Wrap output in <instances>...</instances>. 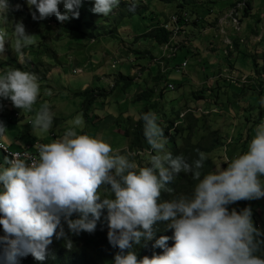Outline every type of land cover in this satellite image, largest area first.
I'll use <instances>...</instances> for the list:
<instances>
[{
    "label": "clouds",
    "instance_id": "obj_1",
    "mask_svg": "<svg viewBox=\"0 0 264 264\" xmlns=\"http://www.w3.org/2000/svg\"><path fill=\"white\" fill-rule=\"evenodd\" d=\"M26 2L35 8L32 19L54 15L58 21L67 20L69 14L77 17L80 4V0ZM119 3L120 0H93L91 11L108 16ZM136 3L129 0V10ZM58 5L65 10L63 13L58 11ZM8 12L7 0H0V25L9 23ZM190 20L189 17V23ZM6 42L9 44L8 33L0 31V60L5 59ZM32 43L33 35L25 32L21 21L11 23L10 47L21 61L23 49ZM39 91L36 73L17 67L0 71V98L10 100L13 107L32 111ZM260 103L264 105V97ZM53 115L48 104L42 103L30 121L32 128L46 133ZM138 118L146 143L154 152L143 166L131 158L136 153H122L101 136L83 131L80 114L59 137L38 143L35 158L18 151L11 152L12 159L3 158L0 264H16L18 257L28 254L43 261L53 236H65V225L70 233H90L102 209L107 239L122 250L114 255L112 264H264V258L254 254L264 241L258 239L260 232L253 227L250 209L227 207L238 200L264 196V119L255 125L243 151L225 157V167L218 165L205 172L203 152L197 150L198 158L189 162L184 155H173L165 149L167 137L157 113L149 110ZM6 134L0 122V140H5ZM179 173L191 175L195 181L191 191L161 199V192H174L170 184ZM156 221H166L172 235H160L154 240L153 246L161 248V254L138 260L133 246L153 237ZM169 239L173 241L171 246L166 243ZM65 246H71L67 238Z\"/></svg>",
    "mask_w": 264,
    "mask_h": 264
},
{
    "label": "rangeland",
    "instance_id": "obj_2",
    "mask_svg": "<svg viewBox=\"0 0 264 264\" xmlns=\"http://www.w3.org/2000/svg\"><path fill=\"white\" fill-rule=\"evenodd\" d=\"M188 1L192 2L194 0ZM179 2L182 1L179 0ZM195 2H197V5L201 4L203 9L210 6L213 12L217 13V19L221 16L222 7L226 8V6L228 7L235 3L237 6L242 5L244 11L246 7L251 5L253 14L245 18L244 22H249L252 28H255V25H257L260 19V15L264 12V0H197ZM215 5H217L216 10L213 9ZM135 6L141 7V9L146 7L147 12L144 15V19L137 16L131 25L129 21L125 22L126 19L122 24L117 26L113 19V17L117 16L121 11L128 12V10H124V8L129 9V0H120L118 6L110 13L111 16L98 14L103 18L97 23L96 29L99 32V37L93 44L83 43V41L68 37L61 38L56 35H53V37H44L42 33L39 34L36 30L25 28L26 33L33 35V43L23 49L24 55L22 61L10 47L11 23H15L16 18L14 16H8L9 23L0 25V31H6L9 38V44L7 42L5 43V51L3 53L5 59L0 60V71L8 67L24 68L32 71L37 74L40 87L32 111H21L19 108L13 107L12 104L8 105L7 103H11L10 100L6 98L1 99L0 115L3 114V108L7 111L11 109V112H9L11 115L9 119L12 121L21 119L24 114L26 115L24 119L18 121L19 123L5 122V124H8V126H11L14 130L13 133L7 130L9 137L15 140L18 134L17 128H19L26 135V139H32L31 141L33 142L40 141L36 142V145L38 143H47L54 139L53 133L61 135L63 131L69 127L70 121L77 114H80L83 118V131L88 132L90 135H99L108 141L113 148L120 150L122 153L127 152L128 139L123 133L124 122L129 116L138 119L139 111L145 104V102L133 101L139 89L133 87V89H129L126 95L123 96L120 86L115 88L107 97L98 99L97 102H95L89 111V117L84 116L83 113L84 98L82 96H76L75 93L87 87L110 90L117 81V77L120 75L136 77L140 88L154 86L156 84L154 82V75L157 70L162 71L163 68L164 72L162 75L166 76L168 82H177V85L175 91L163 90L164 97L161 99L157 98L160 106L163 104L167 105V110H170L171 106H174L176 107V112H183L181 105H185L186 107L187 105L191 106V109L194 107L193 111L196 113L197 117H200L201 120L205 117L207 123L205 129L218 130L225 138L226 143L230 141V143H235L238 133H247L248 135L253 133L255 126L250 122L246 124V118L248 119L256 115L258 119L260 101H257L254 95L250 98L247 97L246 100L251 103L252 108L245 113L242 112L236 123L234 119L229 120V116L234 117L239 109L236 105L237 100L235 95L241 94V90L238 92L236 86L229 85L230 82H227V85H229L227 95H218V91L214 90V98L216 97L214 101H216L217 97H220L217 102H223L227 109L231 108L227 104L228 102L235 105L232 113L224 116V114L220 112L224 108L215 109V107H217L215 105L217 104H209V109L214 110H210L209 112L205 109L208 107L202 104L195 103L197 107L193 106L194 100L192 95H195V93H197V96L203 95L204 90V88L198 90V88L204 86V84L202 85V83L200 84L199 82H203L205 78L201 71L202 64L200 63L205 61L203 58L208 59V61L209 59L217 61L216 56H206L212 52V47L214 46L210 44L211 38L204 37L205 32H207L209 28L214 29V32H216L215 26H211L214 19L211 18L208 22H201L203 24V26L200 24L202 26L201 32H193L191 37H188V40L158 48L152 40L146 42L144 40H137V37L134 36L142 34L145 29H148L156 22L160 24L167 23L169 18L175 14L187 13L191 22H193V17L188 10H176L174 5H168L160 1L149 2L148 0H137ZM188 6L189 5L184 8L187 7L190 9L191 7ZM176 8L179 9L178 6H176ZM228 10H230V8H228ZM217 34L219 35L220 32ZM184 39H187V37H184ZM223 40L224 37L220 40H215V43L217 51L219 52L217 56L223 57L225 60L222 49ZM187 43H189L190 49H192L194 55L186 49L188 47ZM238 45L246 47L243 44ZM175 50H177V52L172 59ZM136 51L143 53L139 56L140 58L135 56ZM146 53L149 55H146ZM237 53L238 50L232 52L233 55ZM255 59L256 58L245 59V61L249 62V66H253ZM184 62L188 64V67L186 66L187 68L182 69L181 65ZM238 65L239 62L236 66ZM195 71L197 73H194ZM192 73H194V76L198 79V91L189 93L183 86L182 79L183 75ZM207 78L208 77L205 79ZM164 85H167L165 81L163 85H159V89ZM185 93L187 95L181 97V95ZM204 93H206V90H204ZM196 99H200V97ZM42 103L48 104L50 110L54 114L53 118L61 119L60 124L57 126L52 125L46 133H40L37 129H33L28 123V120L31 121L34 118L35 111L39 109ZM212 106L214 108H212ZM175 115H177V113ZM2 117L6 116L2 115ZM162 124L166 125L165 122H162ZM31 135L32 138H30ZM5 140L3 141L5 142ZM5 143L12 149L7 140ZM167 145L169 146L168 140L165 149L169 151ZM230 147L234 148L236 145H228L226 147L227 150L223 147L209 155L215 167L218 165H220L221 168L226 166L224 163L225 157L231 158L234 155V153H229ZM241 151L242 148L238 149L235 154ZM148 156L149 155L144 156V159L147 160ZM4 157L5 156L0 157V162H3ZM260 199L262 200L261 197L257 198L258 201L255 204V209H252V205L254 206L253 199H247L248 202H245L247 205L243 204V207L247 206L250 209V213L254 210L256 214H260L261 218L259 217V220L261 221L262 219L264 220V207Z\"/></svg>",
    "mask_w": 264,
    "mask_h": 264
},
{
    "label": "trees",
    "instance_id": "obj_3",
    "mask_svg": "<svg viewBox=\"0 0 264 264\" xmlns=\"http://www.w3.org/2000/svg\"><path fill=\"white\" fill-rule=\"evenodd\" d=\"M149 2L160 1L168 5H174L176 10H185L189 11L190 14L194 15L196 9H203L201 4L197 5V0L189 2L188 0H148ZM9 5L8 16H14L16 21H21L24 25V28L29 30H36L39 34H43L44 37H68L83 41V43H90L92 40H97L99 37V32L96 29L97 23L100 22L101 15L98 13H93L91 11L93 0H80L79 7L77 9L78 16L73 18L69 14V18L65 21H58L54 15H49L44 19H32V13L35 12L34 6H29L26 0H7ZM213 4V3H210ZM189 5L191 7L188 9L185 6ZM178 6L179 9L176 8ZM184 8V9H181ZM137 9V10H135ZM140 9V11H139ZM128 10V12L121 11L117 16L113 17L116 22V25L119 26L126 19L125 22L129 21L131 25L137 16L144 19V15L147 12V8L141 9V7L135 6L134 9ZM58 11L63 13L65 10L62 6L58 5ZM113 11V10H112ZM112 13V12H111ZM38 15V13H37ZM109 16H111L109 14ZM191 22V20H190ZM160 23L156 25H151L142 36L137 37V40H152L154 44L160 48L162 46L169 45L171 42V33L162 29ZM43 37V38H44ZM136 40V41H137ZM141 52H135V56L140 58L142 55ZM146 55H149L146 53ZM152 60V59H150ZM162 71L157 70L154 75V86L140 88L138 79L136 77H129L120 75L117 77V81L113 84V87L110 90L104 88H92L87 87L84 90H79L75 93L76 96H82L84 98L83 103V113L84 116L89 117V111L92 106L97 102L98 99L105 98L109 93L120 86L122 95L125 96L129 89L133 87L138 88L139 92L136 93L133 101L135 102H145L144 107L140 109L139 114L146 111H153L158 115V123L164 129V135L167 137L169 146V151L173 154H182L184 155L189 162L193 159L198 158L197 150L205 154L206 160L204 168L202 171H210L215 168V164L209 155L215 152L218 149L226 147L228 145H236L237 143H226L225 138L220 134L218 130H206V121L205 117L201 120L200 117L196 116V113L191 109V106L187 107L182 106V111L176 112V107L171 106L170 110H167V105L163 104L160 106L159 100L163 98V90H171L168 87L169 82L166 79V76L162 75ZM166 82L167 85L162 86L159 89V85H163V82ZM176 89V86H174ZM175 89L171 91H175ZM197 95V93H195ZM200 97H203L201 94ZM1 103V102H0ZM177 113V115H175ZM162 115V116H161ZM161 116V118H160ZM12 119V118H11ZM163 119V120H162ZM2 115L0 116V121L3 123ZM165 122V124H162ZM61 123L60 118H53L52 125L57 126ZM29 124L31 125L30 121ZM123 133L128 139V150L132 153H136L131 158L134 159L138 166H143L147 163V160L144 159V156L154 154L153 150L146 143V139L142 133V121L128 117L124 122ZM250 135L246 139V143L232 148L230 147L229 153L235 155L236 151L242 148V151L245 149ZM36 142V141H35ZM35 142H31L35 146ZM33 146V147H34ZM31 147L32 150L34 148ZM227 150V149H226ZM138 152H148L143 156L137 154ZM195 181L192 180L190 174L179 173L174 178L170 184V187L174 189L172 194L161 192V199H168L169 195H175L179 193H187L191 191L192 186ZM101 194H105L101 189ZM262 198V205L264 207V196ZM257 198H253L252 209H255V204ZM247 200H238L228 205L229 209H236L239 211L243 207V204H246ZM247 205V204H246ZM259 207V206H258ZM105 210H101V217L96 222V227L92 232L81 231L79 234L70 233L67 229V226H64L65 236L57 239L53 236L51 243L47 246L45 258L43 261H37L34 259L31 254L18 257L16 264H112L113 257L115 254L120 253L118 247L109 243L107 239V222L104 220ZM75 214H73V217ZM260 214H256L254 210L251 213V221L253 227L258 229L260 232L259 240L264 241V220H259ZM71 218V217H70ZM261 218V217H260ZM63 223V221H62ZM166 221H156L153 224L154 235L151 239L143 241L140 245H134L133 251H135L137 259L139 260L142 256H148L149 258L153 253L161 254L162 249L154 247V240L160 235H172V230L166 227ZM0 235H3L2 229H0ZM65 238L71 241V246H65ZM168 246L173 244V241L169 239L167 242ZM124 252L128 249L123 250ZM258 257L264 258V244L258 246L257 251L254 253Z\"/></svg>",
    "mask_w": 264,
    "mask_h": 264
},
{
    "label": "crops",
    "instance_id": "obj_4",
    "mask_svg": "<svg viewBox=\"0 0 264 264\" xmlns=\"http://www.w3.org/2000/svg\"><path fill=\"white\" fill-rule=\"evenodd\" d=\"M231 5V4H230ZM215 5L213 7L214 10H216ZM230 8V10H228ZM221 16L217 19V13L213 12L212 8L208 6L206 9H196V13L191 16L193 17V22L189 23L185 28L184 32L179 33L176 37H173L169 46L172 43L179 42L182 43L183 40H188V37H191V34L193 32L197 31L198 33L201 32L203 22H208L209 20L214 19L212 22L211 26H215L216 32H214V29L209 28L207 32H205L204 37H209L211 38L210 44H212L214 47H212V52L209 55L206 56H211V57H217V61L205 59L204 62H201L202 68L201 71L204 74L205 78L208 77L207 79L204 78L203 82H199L204 86L198 88L200 90L201 88H204L206 90V93H204L203 90V97H200L201 95H192L193 100H194V105L197 107V104L199 103L204 106H207L208 108H205L208 112L213 109H209V104H217L215 106V109L218 110L219 108L222 109L220 112L225 115H228L232 113L233 107L235 105H232L230 102L227 104L231 107L227 109L224 105L223 102H217L219 101V98L217 97L216 101L214 96V90L218 91V95L228 94V88L229 85L236 86L237 91L239 92L241 90V94L235 95V98L237 100L236 105L239 107L238 112L234 117L229 116V120L234 119L235 123L239 119V115L245 113L247 110L252 108L251 103L246 100L247 97H252L253 95L256 97L257 101H260L261 97H264V12L260 15V19L257 22V25H255V28H252L250 26L249 22H244L245 18H248L252 16V7L249 5L246 7V9L243 11L242 5H236L235 3L232 4L231 6H226V8H221ZM202 22V23H201ZM157 23V22H156ZM155 23V24H156ZM202 26H201V25ZM234 28V29H233ZM147 29H145L146 31ZM233 30V32H232ZM235 30V31H234ZM220 32L218 35L217 33ZM143 32L142 34H144ZM244 33V34H243ZM140 35H135L134 37H140ZM218 36V37H215ZM184 37H187V39H184ZM224 37L223 43H222V49L224 52V58L217 56L219 55V52L217 51V46L215 43V40H220ZM239 39V40H238ZM144 41H151L149 40H144ZM222 41V40H221ZM220 41V42H221ZM94 41H92V44ZM243 44L246 47H242L238 44ZM188 47L186 48L191 54L194 55L192 52V49H190L189 43ZM216 47V49H215ZM238 50V53L236 55H233L232 52ZM177 50L174 52V56L172 59L175 57ZM153 55V54H152ZM251 58H256L254 60V65L249 66L247 61L245 59H251ZM201 61V60H200ZM239 62V65L237 63ZM185 63V62H184ZM181 67L183 66V64ZM187 64V63H186ZM87 67V65H86ZM188 67V64H187ZM186 67V68H187ZM164 72V68L162 69V73ZM194 73H197L196 71ZM194 73L189 74V75H183L182 83L185 89L191 92H197V78L194 76ZM207 73V74H206ZM227 82H230L229 85H227ZM177 85V82H169ZM179 85V84H178ZM180 86V85H179ZM226 89V90H225ZM187 94H182V96H186ZM197 97H200V99H196ZM180 98V96H179ZM0 98V102H1ZM189 101V97H188ZM10 105L11 103H7ZM194 108V107H192ZM212 108H214L212 106ZM4 116L2 117L3 124L6 128V130H10L12 133L14 132L13 128L11 126H8V124H5L6 121L13 123H19L18 121L22 120L25 118V114L21 119L18 120H10V113L11 109L8 111L5 110L4 108L2 109ZM205 111V112H207ZM214 111V110H213ZM14 112V111H12ZM8 118V119H5ZM226 118V117H225ZM261 119H264V105L260 103L259 107V113H258V119L256 115L251 116L250 118H246V124L249 122L252 125H256L257 123L260 122ZM12 121V122H11ZM29 123V120H28ZM21 124V123H20ZM18 134L15 137V140H13L11 137L6 134V140L7 142L11 145L12 149L15 151L22 150L25 148L33 147L34 144L31 143L32 139H26V135L23 133V131L19 128H17ZM253 134V133H252ZM251 134V135H252ZM250 135V136H251ZM60 136L58 133H53V137L57 138ZM237 139H236V147L241 146L246 143V139L248 138L247 133H238L237 134ZM247 136V137H245ZM32 138V135L31 137ZM246 138V139H245ZM40 142V141H36ZM35 142V143H36ZM231 142V141H230ZM229 142V143H230ZM36 149V144L33 147ZM235 151L234 148H232V152Z\"/></svg>",
    "mask_w": 264,
    "mask_h": 264
},
{
    "label": "built area",
    "instance_id": "obj_5",
    "mask_svg": "<svg viewBox=\"0 0 264 264\" xmlns=\"http://www.w3.org/2000/svg\"><path fill=\"white\" fill-rule=\"evenodd\" d=\"M188 23H189L188 14L181 13L180 15H176V14L172 15L169 18L168 22L164 23L161 27L164 28L166 31L170 32L172 37H176V35L181 33V31L184 29L185 26H187ZM183 67H186V65L184 64ZM168 87L171 90H173L174 84L169 83ZM0 144H3V148H0V157L7 156L9 159H12L11 152L15 150H12L3 140H0ZM18 152L27 153L28 156L31 158H35L37 156V150L36 149L32 150L31 147L18 150Z\"/></svg>",
    "mask_w": 264,
    "mask_h": 264
},
{
    "label": "bare ground",
    "instance_id": "obj_6",
    "mask_svg": "<svg viewBox=\"0 0 264 264\" xmlns=\"http://www.w3.org/2000/svg\"><path fill=\"white\" fill-rule=\"evenodd\" d=\"M177 36V35H176ZM175 89V88H174Z\"/></svg>",
    "mask_w": 264,
    "mask_h": 264
}]
</instances>
